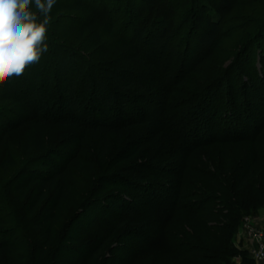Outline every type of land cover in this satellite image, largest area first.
Wrapping results in <instances>:
<instances>
[{"label": "trees", "instance_id": "1", "mask_svg": "<svg viewBox=\"0 0 264 264\" xmlns=\"http://www.w3.org/2000/svg\"><path fill=\"white\" fill-rule=\"evenodd\" d=\"M188 1L192 3L186 10L188 17L181 20L180 29L191 22L187 34H191L193 29L194 32L200 30L199 42L205 48H215L222 36H231L229 29L224 33L220 31L221 20L214 21L207 15L208 5L200 0H181L180 6ZM78 2L57 0L59 5L56 10H79ZM246 2L214 0L211 6L222 15L234 12L237 6ZM154 4H150L148 9L156 8ZM258 4V11L250 23L252 29L246 32L248 37L246 34L237 35L238 38L246 37L235 60L264 38V0ZM159 5V8L167 10L166 15L171 13L169 22L173 23L180 6L174 8L167 0L160 1ZM56 12L50 13L53 30H57L61 24V19H55ZM191 15L198 21L191 20ZM98 23L101 24V21L95 8L88 10L77 24L68 23L76 39L69 37L65 42L86 44L85 47L92 51L88 56L90 60L48 32L49 48L42 57L53 63L51 69L57 77L56 85L64 95L62 100L66 109L63 106L55 107L48 90L42 93L39 88V63L42 59L18 79L13 78L11 82L0 85V104L8 103L21 108L27 106L31 111L32 146L25 144L24 154H28L32 147L36 150L43 147L45 131L52 133L70 126L99 136L103 154L109 146V136L119 141L124 134L146 123L152 133L150 140L157 143L156 153L150 157L152 163L145 169L147 173H142L143 169L136 165L118 169L115 180L140 189L129 197L128 204L122 205L125 207L120 208V213L109 210L106 220L113 227L95 242L87 241L81 250L84 255L70 245L79 241L80 234L86 235L85 230L74 225L79 214L65 218L69 202L77 196L76 190L73 191L76 181L68 170L67 162L61 167L59 163L49 161L35 164L46 170L43 173L26 171L11 186L10 192L16 194L15 199L22 201L27 198V212L24 217L9 221L13 240L10 241L9 237L0 239V264H122V259L116 255L106 261L104 250L115 232L129 223L137 225V230L125 238H130L132 244L139 243V247L132 251L133 258H137L133 264H229L234 254L240 255L233 248V239L242 214L264 209L263 117L256 114L251 121L245 118L236 123V128L223 127V131H212V124L205 122L211 106L208 95L230 76L235 62L205 85L198 82L199 86L188 91L187 86H181L185 78L207 59L203 60L204 57L200 56L192 61L190 59L189 65L187 61L183 62L175 71L179 77L174 81L171 66H161L157 61L162 52H157V57L153 59L145 57L144 46L138 41L131 43L135 35H126L119 39L121 43L107 48L97 32ZM154 23L162 24L156 20ZM109 25L111 28L112 23ZM97 57L103 62L91 60ZM136 62H144L148 68H157L164 82L160 90L164 91L162 94H167L153 116L145 119L140 118L142 110L139 100L142 95H152L154 90L144 77L141 79L132 70V64ZM261 63L264 69V58ZM80 78L86 93H90V112L85 103L79 101L76 88ZM243 102L253 104L248 100ZM98 107L101 109L98 110ZM105 110L113 113L109 121L99 117ZM55 111L56 115L51 114ZM260 122L262 124L258 125ZM251 131L253 135L248 134ZM1 133L0 150L6 129ZM11 157L8 151L6 160L13 162ZM129 158L131 155L123 159ZM159 167L164 168L163 171ZM154 168L157 171H152ZM153 176L155 180L168 178L158 184L164 189H171L167 192L172 193L169 199L160 198L162 202L160 199L159 202L146 199L145 204L152 205L137 210L142 203L139 192L147 185V178ZM117 199L121 201L124 198ZM133 199L138 201L133 203ZM94 200L89 201L94 204ZM166 200L165 206L163 202ZM127 215L130 217L128 222L125 221ZM31 216L32 219L28 218ZM2 222L3 218L0 217ZM93 224L89 223L90 226ZM94 227H98V224ZM127 248L124 245L122 252ZM150 257L153 260L148 262Z\"/></svg>", "mask_w": 264, "mask_h": 264}, {"label": "rangeland", "instance_id": "2", "mask_svg": "<svg viewBox=\"0 0 264 264\" xmlns=\"http://www.w3.org/2000/svg\"><path fill=\"white\" fill-rule=\"evenodd\" d=\"M160 1L163 0H79V10L59 11L56 10L59 5L56 3L52 11H57L55 19H61V24L57 30H53L52 25H50L48 32L50 35L55 34L68 47L85 55L90 60L88 56L92 51L89 50L88 46L85 47L86 44H79L77 41L66 43L65 41L69 37H72L73 40L76 39V34L68 28V23L77 24L86 16L88 10L95 8L101 21V24L98 23L97 32L107 48H112L114 45L121 43L119 39L126 35V37L135 35L131 43L134 44L138 41L144 46L143 55L145 57H152L153 59L157 52H162L161 58L158 57L157 61L161 66H171L170 71L174 81H177L179 77V73L175 71L179 70L178 68L181 67L183 62L187 61L186 63L189 65L188 61L190 59L192 61V59L195 60L200 56L204 57L203 60L207 59L205 62H200L197 70L188 74L185 78L181 86H187L186 90L188 91L193 90L200 84L205 85L209 79H212L221 71L224 72V70L230 68L232 62H235L230 76L225 79L221 86L215 87L212 93L208 95L211 106L208 113L206 112L208 118L205 122H208L207 125L212 124V128H210L212 131H223V127L236 128V123L244 121L245 118L251 121L256 114H260L264 119V69L261 65V59L264 58V38L255 42L242 57L237 60L234 58L245 37H248L246 32L252 29L251 21L255 16L254 13L258 11V2H261V0H247L245 4L237 6L234 12H226L222 15L218 14L211 6L214 0H200L208 5L207 15L212 20H221L220 31L224 33L229 29L231 32V36H222L215 48H205L200 44V30L194 32L193 29L191 34H187L186 30L191 29V22L188 23L190 25L187 24L183 29H180L181 20L188 17L186 10L192 2L188 1L180 6L181 0H167L174 8L180 6L177 16L174 17V22L171 23L169 22L171 13L166 15L167 10L159 8ZM71 3L74 4V2ZM150 4H154L156 8L148 9ZM190 19L198 21L192 15ZM155 20L161 21L162 24L154 23ZM110 23H112L111 28ZM248 24L250 26L246 27ZM163 25H166L164 29ZM239 34L242 36L246 34V36L238 38L237 35ZM41 59L42 61L39 63V88L42 93L48 90V95L51 94V100L55 107L60 108V106H63L66 109L62 100L64 95L62 96L60 93L56 85L57 77L51 69L53 63L43 57ZM91 60L95 63L103 62L98 57ZM131 68L138 77L141 79L144 77L146 83L151 84L150 86L153 87L152 95H142L139 100V108L142 110L140 118L152 117L159 103L167 97V94H162L164 91L160 90L164 83L163 78H160V72L157 68L145 67L144 62L133 63ZM81 78L77 83L76 90L79 101L84 102V106L90 112L92 100L90 93H86ZM198 82L203 83L199 84ZM184 97L183 95L182 98ZM242 99L253 104H247ZM100 109L98 107V110ZM102 113L99 117H102L104 121L112 119V111L108 110L107 112L105 110ZM51 114L56 115V111ZM260 124L262 123L260 122L258 125ZM262 126L264 127V125ZM3 129H6L7 133L4 134L3 146L0 150V217L3 218V222L0 223V239L9 237L10 241L13 240L10 237L12 225L9 221L12 218L24 217L27 212L25 205L27 198L22 201L15 199L16 194L13 195L10 192L11 186L26 171L32 170L43 173L46 170L35 166V164L49 161L59 163L61 167L67 162L68 170L76 181L73 184V191L76 190L77 196L75 200L69 202L65 218L68 219L76 213L79 214V218L74 225L85 230L86 235L80 234L79 241L70 243V245L76 247L77 252L82 255L84 253L81 250H83L87 241L94 240L95 242L98 237L105 235L113 227L106 220L109 210H114L116 214L120 213V208L125 207L122 205L128 204L129 197L134 196L139 191L137 189H140L133 188L124 181L115 180L116 174L119 173L118 169L136 165L143 169L141 170L142 173H147L148 171L145 169L150 167L152 163L150 157L156 153L157 143L150 140L152 133H150V127L146 123L124 134L119 141H116L113 136H109V146L103 154L99 136H94L88 131L74 126L56 130L52 133L45 131L43 147L39 150L32 147L28 154H24L25 144L28 143L32 146L31 111H28L27 106L21 108L8 103L0 104V134H2ZM231 131L233 133L234 129ZM252 132L248 134L251 135ZM8 151L12 155L13 162L6 160ZM127 155H131V158L124 160L123 158ZM159 168L160 171L164 169ZM152 171L157 170L154 168ZM155 178L154 176L148 177L146 180L147 185L140 190L139 197L142 203L138 205L137 210L147 209L149 205H152L145 204L146 199H154L157 202L160 198L169 199L172 192L167 191L171 189H164L158 184L167 181L168 178L167 180L166 178L155 180ZM121 197L124 199L121 201L117 199H121ZM93 198L95 199L94 204L89 201ZM136 201L138 200L133 199V203ZM167 202L166 200L163 204L166 206ZM246 217H251L264 230V209L260 208L255 212H244L233 239V248L235 252L240 254L242 259L240 264H256L250 258L248 249L251 244L239 232ZM28 218L32 219L33 216ZM102 219L105 220L102 221ZM129 219L130 217L127 215L125 221L128 222ZM91 222L94 223L93 226L89 225ZM96 224H98V227L95 228ZM136 230L137 225L129 223L115 232L105 246L106 261H109L112 255L120 257L123 261L122 264H133L137 261V258H133L132 251L139 247V243L132 244L130 238H125L127 234ZM124 245L128 248L125 252H122ZM236 256L238 255L234 254L230 258L229 264H236ZM152 260L153 258L150 257L147 261L151 262Z\"/></svg>", "mask_w": 264, "mask_h": 264}, {"label": "clouds", "instance_id": "3", "mask_svg": "<svg viewBox=\"0 0 264 264\" xmlns=\"http://www.w3.org/2000/svg\"><path fill=\"white\" fill-rule=\"evenodd\" d=\"M57 0H0V85L21 77L48 51Z\"/></svg>", "mask_w": 264, "mask_h": 264}, {"label": "built area", "instance_id": "4", "mask_svg": "<svg viewBox=\"0 0 264 264\" xmlns=\"http://www.w3.org/2000/svg\"><path fill=\"white\" fill-rule=\"evenodd\" d=\"M240 234L251 244L250 258L256 264H264V230L251 217H246L240 229ZM236 264H240V255L235 257Z\"/></svg>", "mask_w": 264, "mask_h": 264}]
</instances>
